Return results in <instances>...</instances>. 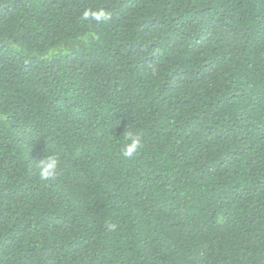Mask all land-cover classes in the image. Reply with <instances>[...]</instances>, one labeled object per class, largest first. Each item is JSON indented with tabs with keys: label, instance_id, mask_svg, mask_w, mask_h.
<instances>
[{
	"label": "trees",
	"instance_id": "16d2710c",
	"mask_svg": "<svg viewBox=\"0 0 264 264\" xmlns=\"http://www.w3.org/2000/svg\"><path fill=\"white\" fill-rule=\"evenodd\" d=\"M0 264H264V0H0Z\"/></svg>",
	"mask_w": 264,
	"mask_h": 264
},
{
	"label": "clouds",
	"instance_id": "9594fccd",
	"mask_svg": "<svg viewBox=\"0 0 264 264\" xmlns=\"http://www.w3.org/2000/svg\"><path fill=\"white\" fill-rule=\"evenodd\" d=\"M89 15L88 12L84 13V18H87ZM96 19L107 18L102 12L93 13ZM129 142L126 143L122 148V155L126 158H132L133 155L138 151L142 146V141L139 136H133L131 133L128 135ZM59 158L53 155H47L43 159L38 161L39 176L42 180H48L54 178L57 175L59 168ZM106 228L109 231H113L116 228V225L113 223L106 224Z\"/></svg>",
	"mask_w": 264,
	"mask_h": 264
}]
</instances>
